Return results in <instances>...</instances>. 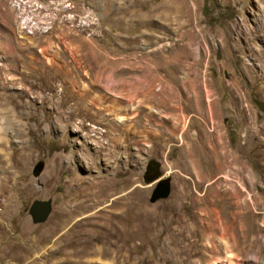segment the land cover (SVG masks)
Masks as SVG:
<instances>
[{
  "label": "rangeland",
  "instance_id": "rangeland-1",
  "mask_svg": "<svg viewBox=\"0 0 264 264\" xmlns=\"http://www.w3.org/2000/svg\"><path fill=\"white\" fill-rule=\"evenodd\" d=\"M31 61L0 100V264H264V0H0V67Z\"/></svg>",
  "mask_w": 264,
  "mask_h": 264
},
{
  "label": "bare ground",
  "instance_id": "bare-ground-1",
  "mask_svg": "<svg viewBox=\"0 0 264 264\" xmlns=\"http://www.w3.org/2000/svg\"><path fill=\"white\" fill-rule=\"evenodd\" d=\"M14 44V43H13ZM23 44L26 45L25 42H22V41H16L14 45H10V49L12 51H9L8 50V53H13V51L16 52V50L18 51H21L22 50V47H23ZM31 45H33V42L30 43ZM34 47V46H33ZM31 47V48H33ZM28 50V49H27ZM29 50H31L29 48ZM28 50V51H29ZM26 51V50H25ZM24 51V52H25ZM11 53L8 55L10 56ZM15 54V53H14ZM13 55V54H12ZM16 55V54H15ZM14 55V56H15ZM22 55V54H21ZM28 56V55H27ZM7 57V56H6ZM29 57V56H28ZM31 57V56H30ZM10 59V58H9ZM15 59V58H13ZM32 59V58H31ZM15 60H12V62H14ZM44 62V61H43ZM49 64H52L51 63V60H49L48 62ZM55 63V62H54ZM15 64V63H14ZM43 64V63H42ZM25 69H17V71L19 70L20 71V75H21V78H8L7 75H8V71L9 69L7 67H5V65H2L0 67V80H1V86L2 88L5 90L6 93H0V100H4L5 102V105L7 102L10 101V99L12 98V96L14 95L12 92L11 94L8 92V91H14L16 89H18L17 87V84L19 82H30L32 85L35 84V81L42 78V77H45V78H48V75L47 74H44L42 75L41 74V69H37L35 66L33 67V62H29V65L26 67H24ZM45 70V69H44ZM48 72V71H47ZM13 73V72H12ZM46 73V72H45ZM37 84V83H36ZM8 92V93H7ZM21 92H23L24 94H26L27 92L22 88L21 89ZM29 94V93H28ZM21 95V94H20ZM16 96V94H15ZM25 96V95H24ZM103 96H99V99H102ZM48 98V97H47ZM82 98V97H81ZM34 99V98H33ZM36 99H38L36 97ZM45 99V98H44ZM50 101V100H49ZM161 104V103H160ZM162 105H165V102L163 101L162 102ZM161 105V106H162ZM88 106V105H87ZM86 106V107H87ZM84 108V107H83ZM88 109V108H87ZM86 109V110H87ZM73 113V112H72ZM96 145H98L97 143H95ZM101 147V146H100ZM243 159V158H242ZM233 160L236 162V164H238L240 161H241V158H238L237 160H235V157H233ZM82 161V159H81ZM61 164V162L59 163ZM90 164V162H89ZM240 170V169H238ZM239 175V174H238ZM225 176V175H224ZM224 176H220L217 180H216V183H218V189L216 191V195L218 196L219 199H223V196L229 194V192H231V189L227 190H223V184H222V181L221 179L224 177ZM229 179H230V176H228ZM231 180V179H230ZM71 181L73 182V188L74 189H77V190H80V188L84 187L83 185H86V181L87 179H84V178H81L80 176H77V177H74V179L72 178ZM247 188V187H246ZM85 189V188H84ZM73 191V190H72ZM81 191V190H80ZM79 191V192H80ZM83 191V190H82ZM73 193V192H72ZM75 194V193H73ZM235 194V193H234ZM239 195V194H238ZM252 198V197H251ZM220 202V201H219ZM221 203V202H220ZM76 206V205H75ZM85 219V218H84ZM93 219V218H92ZM87 220V219H86ZM80 225V224H79ZM110 230V229H109ZM103 231V230H102ZM113 231V230H112ZM112 231H104L103 232V235L101 234L100 238L102 239H105V237L107 236H116V234ZM118 232V231H117ZM118 235V234H117ZM109 238V237H108ZM112 238V237H111ZM117 238V237H116ZM105 242V241H104ZM192 251V250H191ZM158 256H160V258H164L166 256H171L169 254V252L165 249H161V251H158ZM114 258V257H113ZM94 260V259H93ZM177 264V263H176Z\"/></svg>",
  "mask_w": 264,
  "mask_h": 264
},
{
  "label": "water",
  "instance_id": "water-1",
  "mask_svg": "<svg viewBox=\"0 0 264 264\" xmlns=\"http://www.w3.org/2000/svg\"><path fill=\"white\" fill-rule=\"evenodd\" d=\"M154 163V161H151L146 165V173H145V178L150 176L151 174V166ZM43 162L39 161L34 167H33V175L34 176H39L40 173L43 170ZM158 177L157 175H154L150 177V179H147V182L153 181ZM171 192V184H170V179L168 178H159L156 180V183L153 187L151 196H150V202L154 203L158 199L161 198H166L170 195ZM52 211V204L50 199L46 200H41V199H36L33 200L29 206L28 213L32 219L33 222L35 223H41L44 222L48 216L50 215Z\"/></svg>",
  "mask_w": 264,
  "mask_h": 264
}]
</instances>
